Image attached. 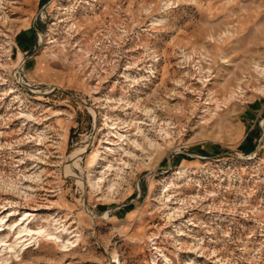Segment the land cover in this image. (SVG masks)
<instances>
[{"label":"rangeland","instance_id":"rangeland-1","mask_svg":"<svg viewBox=\"0 0 264 264\" xmlns=\"http://www.w3.org/2000/svg\"><path fill=\"white\" fill-rule=\"evenodd\" d=\"M0 264H264V0H0Z\"/></svg>","mask_w":264,"mask_h":264}]
</instances>
